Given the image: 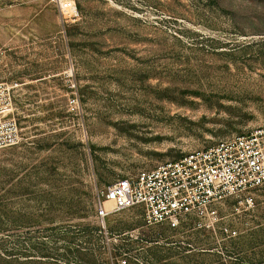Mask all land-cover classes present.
<instances>
[{
    "label": "rangeland",
    "instance_id": "obj_1",
    "mask_svg": "<svg viewBox=\"0 0 264 264\" xmlns=\"http://www.w3.org/2000/svg\"><path fill=\"white\" fill-rule=\"evenodd\" d=\"M62 1L0 0L23 129L0 149V264H264V186L210 228L97 218L117 180L264 127V0Z\"/></svg>",
    "mask_w": 264,
    "mask_h": 264
},
{
    "label": "built area",
    "instance_id": "obj_2",
    "mask_svg": "<svg viewBox=\"0 0 264 264\" xmlns=\"http://www.w3.org/2000/svg\"><path fill=\"white\" fill-rule=\"evenodd\" d=\"M61 7L70 16L78 13L73 1L63 0ZM17 86L0 81V149L23 140ZM262 186L264 127H259L117 180L99 195L97 218L104 221L111 212L137 208L147 227L165 225L178 230L195 218L196 227L210 228L224 207L235 213L250 209L252 191Z\"/></svg>",
    "mask_w": 264,
    "mask_h": 264
},
{
    "label": "bare ground",
    "instance_id": "obj_3",
    "mask_svg": "<svg viewBox=\"0 0 264 264\" xmlns=\"http://www.w3.org/2000/svg\"><path fill=\"white\" fill-rule=\"evenodd\" d=\"M117 126L119 127H131L132 125L130 123L124 122V123H117Z\"/></svg>",
    "mask_w": 264,
    "mask_h": 264
}]
</instances>
